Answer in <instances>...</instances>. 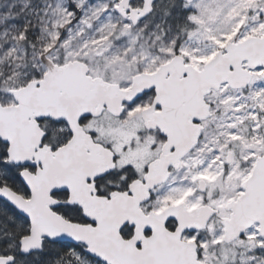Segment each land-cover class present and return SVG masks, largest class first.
I'll return each mask as SVG.
<instances>
[{
  "label": "snow or ice",
  "instance_id": "1",
  "mask_svg": "<svg viewBox=\"0 0 264 264\" xmlns=\"http://www.w3.org/2000/svg\"><path fill=\"white\" fill-rule=\"evenodd\" d=\"M0 264H264V0H0Z\"/></svg>",
  "mask_w": 264,
  "mask_h": 264
}]
</instances>
